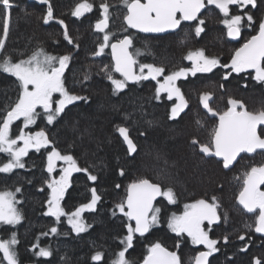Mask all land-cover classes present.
<instances>
[{
    "label": "trees",
    "instance_id": "1",
    "mask_svg": "<svg viewBox=\"0 0 264 264\" xmlns=\"http://www.w3.org/2000/svg\"><path fill=\"white\" fill-rule=\"evenodd\" d=\"M78 2L80 0H50L54 19L44 24L42 17L47 5L38 0H12L9 33L0 59L5 55L13 61L26 59L38 48L54 56L70 55L69 67L65 70L66 87L72 94L87 97V100L68 105L53 124H48L43 110L38 109L41 115L25 131L43 130L51 144L39 152L29 150L23 157L24 168L0 172V192L11 191L19 201L16 207L21 214L20 221L15 225H0V240H10L13 233L16 235L13 250L17 264H112L116 254L125 247L120 241L127 235L126 225L130 223L115 206L126 198L128 184L142 178L162 188H172L176 202L169 204L160 197L154 206L161 208L159 223L146 236L134 235L132 247L125 253L129 264H142L147 248L155 242L176 252L181 264H193L195 255L205 249L193 245L186 234L176 236L167 227L168 218L173 213L182 214L185 204L201 198L210 201L213 196L219 204L220 220L210 228L205 222L204 228L211 239L218 241V251L210 255L208 264H253L254 258L264 262V238L256 236L255 215L246 214L236 200L242 187V179L237 177H242L253 165L264 164V151L245 153L234 167L225 169L214 156H205L199 151V145L191 143L195 138L200 144H208L218 121V117H213L201 104L202 93L212 94L210 106L217 112L227 110L229 98L242 101L247 110L255 112L264 109V83L252 78L255 73H234L223 67L195 76L189 73L176 81L187 107L174 119L170 116L176 100H169L166 92H161L159 99L155 98L157 83L163 82L164 76L180 68L192 67V62L184 59L189 51L203 49L207 56L218 57L221 64L230 63L239 46L230 42L221 22L222 14L215 6H207L200 18L205 21L200 35H196L195 21L193 24L181 22L179 31L172 35L146 37L123 31L126 9L120 0H90L93 10L76 18L71 12ZM104 2L110 5L106 31L115 33L116 38L131 34L133 46L129 51L140 50L141 54L134 57L138 64H153L165 69L156 80L149 78L127 83L123 90L113 92V85L101 71L105 65L111 68V51L106 48L100 56L93 55L102 42L103 34L96 32L94 25L101 18L99 5ZM247 11L254 21L249 25L245 18L242 23V43L256 34L259 22L264 19V0H257L255 8L249 5ZM230 14L241 13L236 6H230ZM56 20L64 21L73 44L64 39V28ZM134 70L139 73L138 65ZM226 73H230L228 79L223 78ZM111 74L123 79L115 72ZM18 91L15 77L0 72V110L15 102ZM120 126L128 128L136 145V151L131 154L117 132ZM20 127L21 121L15 122L10 135H18ZM261 131L264 134V126ZM52 147L62 154L72 155L79 167L87 168L97 177L96 181H90L86 173L74 172L61 200L66 212L74 211L89 202L90 189L97 190L101 199L95 210L82 213L88 225L84 232L73 231L67 216L57 221L45 214L50 193L46 184L50 179L46 170L47 153ZM8 159L7 154L0 153V165ZM16 188L21 191L16 192ZM53 227L56 233L51 232ZM241 235L244 240L239 239ZM40 248L47 249L50 255H36ZM242 248L245 250L241 251ZM97 252L101 253V259L94 261L92 257ZM0 264H6L2 254Z\"/></svg>",
    "mask_w": 264,
    "mask_h": 264
},
{
    "label": "snow or ice",
    "instance_id": "2",
    "mask_svg": "<svg viewBox=\"0 0 264 264\" xmlns=\"http://www.w3.org/2000/svg\"><path fill=\"white\" fill-rule=\"evenodd\" d=\"M38 2L47 5L46 14L42 19L44 24H48L54 19L50 0H38ZM120 3L126 9L123 15V23L126 25L123 29L125 33H128L129 29H134L139 33H163L177 29L182 21H197L195 32L196 35H200L204 31L202 25L205 24V21L200 19V14L203 9L212 5L224 17L221 22L227 29V35L233 39L240 36L245 18L249 25L254 21L253 16L247 11V7L249 5L252 8L257 6V0H120ZM13 6L12 0H0V17H2L3 24L0 52L5 48ZM230 6H236L241 14H230ZM93 7L90 0H80L71 15L80 18L85 13L91 12ZM99 7L101 18L95 23L94 30L102 33L103 36L102 42L98 44L93 55L100 56L106 48H111L113 64L111 68L109 65H105L101 71L106 73L107 79L113 85V92L123 90L128 82H140L149 78L156 80L158 76H161L165 72L163 67L153 64H138L134 57L141 54L140 50L137 49L135 53L129 51L133 46L131 34L116 38L115 33L106 31L110 22V5L104 2ZM56 22L64 28V39L69 44H73L64 21L56 20ZM184 59L191 61L192 67L190 69L180 68L178 71L164 76L163 82H158L155 89L156 99L160 98L161 92H166L169 100L173 97L176 98V103L171 109V119L179 116L187 107V101L180 88L177 87L176 81L189 73L193 76L197 73H210L217 67L230 68L234 73L252 70L255 73L252 78L258 83H264V19L259 22L256 34L235 49L228 64H221L218 57L207 56L203 49L189 51ZM70 60V55L54 56L42 48L34 50L26 59L13 61L7 55L0 59V72L15 77L19 89L15 102L0 110V153H5L9 157L6 163L0 165V172L8 173L13 169L24 168L23 157L28 154L30 149L39 152L51 144L45 131H25L30 125L35 124L41 115L38 109L43 110L47 123L53 124L68 105L75 101L87 100V97L72 94L66 87L65 70L69 67ZM137 65L139 73L134 70ZM145 69H147V74H145ZM112 72L119 73L123 79L115 78L111 74ZM229 75L230 73H226L223 78L228 79ZM84 78L88 79L87 76ZM55 94H58L59 99L55 98ZM211 98L212 94L208 92L200 95L203 107L213 117H218V123L210 133V142L200 144L194 138L191 143L194 146L199 145V151L205 156L219 158L225 169L233 165L241 153L253 154L258 150L264 151V134L261 131V126H264V109L255 112L249 111L242 101L229 98L227 110L217 112L210 106ZM19 120L23 121L22 127L19 129V134L12 137L10 135L12 125ZM117 132L127 144L129 154L135 152L136 145L129 136L128 128L120 126L117 128ZM18 141L22 142V145H18ZM57 161H62L66 165L61 169L58 178L52 177ZM46 170L51 178L46 181L50 193L47 200L48 212L45 214L55 217L57 221L62 216H67L73 231L84 232L88 225L84 223L82 213L95 210L97 202L101 199L97 190L90 189L91 199L89 202L81 204L74 211L66 212L61 206V200L64 199L65 193L70 187L72 173L84 172L90 181H96L97 177L92 175L87 168L79 167L72 155L62 154L55 147H52L51 151L47 153ZM237 179H242V187L236 197L237 203L246 212L255 215L254 230L264 234V164L253 165L242 174V177H237ZM15 191L20 192L21 189L16 188ZM160 196L164 197L169 204L176 202L175 193L170 187L165 189L161 185L143 178L128 184L126 198L115 207L128 221H134L135 225L134 227L131 223L126 225L127 235L120 241L125 247L116 254V259L112 261V264H129L125 253L128 248L132 247L134 234L144 236L151 228L158 225L161 208L154 207L153 201ZM17 203L19 201L16 200L15 193L0 192V222L15 225L20 221L21 214L16 207ZM218 208L219 204L215 196L211 197L210 201L201 198L185 204L182 214L173 213L168 218L167 227L176 236L181 237L186 234L193 245H203L207 249V251H200L195 255L193 264H208V257L218 251L216 247L218 241L211 239L209 232L204 228L205 221L210 228L214 222L220 220ZM248 227L252 228L253 225H248ZM51 232L56 233L57 229L53 227ZM239 239L244 240V236L241 235ZM225 241L227 242V237H225ZM16 243L15 233L12 234L10 240H0V254L6 264H17L16 253L13 250ZM179 246L180 242L178 241L177 247ZM34 247L36 246L34 245ZM244 250V248L241 249V251ZM36 255L47 257L50 252L45 248H40ZM92 259L99 261L101 253L97 252ZM143 264H181V260L176 252L169 251L160 242H155L147 248ZM253 264H264V262L254 258Z\"/></svg>",
    "mask_w": 264,
    "mask_h": 264
},
{
    "label": "water",
    "instance_id": "3",
    "mask_svg": "<svg viewBox=\"0 0 264 264\" xmlns=\"http://www.w3.org/2000/svg\"><path fill=\"white\" fill-rule=\"evenodd\" d=\"M205 11H206V8L205 9H203L202 10V12H201V14H200V18L203 16V14L205 13ZM182 23H186V24H193V23H195V21H191V22H189V21H182ZM125 27H126V25H125ZM179 29H180V26L177 28V29H175V30H168V31H166V32H163V33H139V32H137L136 30H134V29H129V31H132V32H134V33H137V34H139V35H143V36H148V37H152V36H157V37H163V36H165V35H172V34H174L175 32H177V31H179ZM230 39V41H232L233 43H236V44H239L240 43V40H241V35L239 36V37H237V38H235V39H233V38H231V37H229ZM111 51V48L109 47V52ZM111 59H112V56H111ZM113 62V61H112ZM248 72H253L252 70H249ZM119 76H120V74L119 73H117ZM121 77V76H120ZM128 83H133V82H128ZM218 123V122H217ZM245 155V153H241L240 154V156H238L237 157V160L236 161H234V163H233V165H231L230 167H234V164H236V162L238 161V160H240V158H242L243 156ZM216 158V160L217 161H219V158H217V157H215ZM220 162V161H219ZM161 197V196H160ZM160 197H157L154 201H153V205L155 206L157 203H158V200L160 199ZM238 204V203H237ZM238 206L241 208V209H243V207L241 206V205H239L238 204ZM244 210V209H243ZM244 212L246 213V214H250V213H248V212H246L245 210H244ZM130 222V221H129ZM132 225H135V222L134 221H131L130 222ZM256 233V235H257V237H261V238H264V234H261V233H257V232H255ZM146 234L147 233H145L144 234V236H146ZM134 235H136L137 237H143V236H140L139 234H134ZM209 259H210V256L208 257V262H209ZM143 264V263H142Z\"/></svg>",
    "mask_w": 264,
    "mask_h": 264
},
{
    "label": "rangeland",
    "instance_id": "4",
    "mask_svg": "<svg viewBox=\"0 0 264 264\" xmlns=\"http://www.w3.org/2000/svg\"><path fill=\"white\" fill-rule=\"evenodd\" d=\"M55 98L56 99H59V96H58V94H55ZM175 100H176V98L175 97H173ZM19 121H21V123L23 124V121L22 120H19ZM15 122H17V121H15ZM14 122V123H15ZM13 123V124H14ZM126 144V143H125ZM18 145H22V142H19L18 141ZM127 145V144H126ZM128 149V148H127ZM30 150H33V149H30ZM63 167H66V165L64 164V162H62V161H57L56 162V168H55V170H54V172L52 173V177H56V178H58L59 177V175H60V171H61V169L63 168ZM73 174V173H72ZM72 176V175H71ZM51 178V177H50ZM49 192H50V189H49ZM205 222H207V221H205ZM204 222V223H205ZM215 223V222H214ZM0 225H6V226H9L8 224H4V223H2V222H0ZM198 246H201L203 249H205V251H207V249L203 246V245H198Z\"/></svg>",
    "mask_w": 264,
    "mask_h": 264
},
{
    "label": "bare ground",
    "instance_id": "5",
    "mask_svg": "<svg viewBox=\"0 0 264 264\" xmlns=\"http://www.w3.org/2000/svg\"><path fill=\"white\" fill-rule=\"evenodd\" d=\"M129 31V30H128ZM178 32V31H177ZM176 33V32H175ZM146 37H148V36H146ZM228 38H229V36H228ZM230 39V38H229ZM232 44H234V45H237V46H241L242 44H236V43H233L232 41H230ZM247 73H251V72H247ZM252 73H254V71L252 72ZM251 73V74H252ZM218 122V121H217ZM216 159V158H215ZM241 159V158H240ZM221 163V162H220ZM257 236V235H256ZM259 238V237H258Z\"/></svg>",
    "mask_w": 264,
    "mask_h": 264
},
{
    "label": "flooded vegetation",
    "instance_id": "6",
    "mask_svg": "<svg viewBox=\"0 0 264 264\" xmlns=\"http://www.w3.org/2000/svg\"><path fill=\"white\" fill-rule=\"evenodd\" d=\"M241 35V34H240ZM242 39H243V35H241V40H240V43L239 44H243L242 43ZM245 43V42H244Z\"/></svg>",
    "mask_w": 264,
    "mask_h": 264
}]
</instances>
